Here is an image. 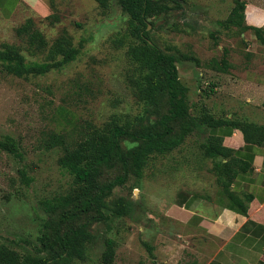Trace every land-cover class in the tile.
Masks as SVG:
<instances>
[{
	"label": "rangeland",
	"instance_id": "obj_1",
	"mask_svg": "<svg viewBox=\"0 0 264 264\" xmlns=\"http://www.w3.org/2000/svg\"><path fill=\"white\" fill-rule=\"evenodd\" d=\"M236 1L167 0V11L147 21L149 39L176 59L191 114L206 108L216 117L236 115L245 70L264 73V45L226 23ZM128 20L120 0H111L107 10L93 0H36L16 20L0 22V50L17 49L27 62L60 60L50 50L60 36L79 49L74 61L44 76L19 78L0 63V140L12 138L21 155L0 149V247L22 260L48 257L41 240L52 232L48 223L58 217H51L44 204L81 194V187L60 169L63 146H50L51 137L60 136L72 148L94 129L113 122L140 129L156 124L167 111L165 98L153 101L143 91L144 73L127 53L139 44ZM23 27L27 31L19 32ZM34 31L41 33L45 46L31 42ZM224 52L228 69L219 71ZM206 136V129L195 131L178 148L153 155L141 176L129 175L104 201L106 219L88 230L85 259L62 264H100L106 238L116 242L113 264H161L155 250L165 240L160 236L167 231L163 217L174 192L185 180L190 189L213 193L212 161L199 149ZM119 173L118 167L105 168L100 180ZM119 199L127 205L124 216L114 214Z\"/></svg>",
	"mask_w": 264,
	"mask_h": 264
},
{
	"label": "trees",
	"instance_id": "obj_2",
	"mask_svg": "<svg viewBox=\"0 0 264 264\" xmlns=\"http://www.w3.org/2000/svg\"><path fill=\"white\" fill-rule=\"evenodd\" d=\"M93 1L99 8L107 10L111 0ZM166 1L120 0L122 11L129 17L128 28L139 40L138 45L128 47L127 53L144 73L141 84L145 95L153 101L159 97L165 98L168 104L166 113L160 116L156 124L140 129H135L129 122L122 125L113 122L102 129H94L72 148L64 146L60 136L51 137L50 146H63L64 153L58 160L60 169L73 178L74 184L81 187V194L75 200L64 198L58 203L47 201L44 204L51 217H58L48 223L52 232L41 240L42 249L48 257L22 260L16 252L0 247V264H62L74 258L84 260L86 244L90 240L88 230L94 223L106 219L102 210L104 201L112 191L122 187L129 175L141 176L153 155L162 156L171 152L195 131L226 126L239 130L246 144L264 145V126L236 119L234 115L231 118L226 115L216 117L206 108L201 109L197 115L190 113L187 88L179 81L175 57L163 53L147 34V21L167 11L168 7L164 4ZM245 7V2L237 0L226 23L235 26L239 34L249 32L264 45V30L245 24ZM21 31L26 32V27ZM29 38L32 43L45 46L41 33L34 31ZM50 50L51 54L59 55L60 60L27 62L17 49L10 48L0 50V63L9 73L19 78L44 76L74 61L79 54V49L71 47L63 36L54 42ZM223 55L220 66H216L219 71L228 69L226 52ZM125 142H129L131 147L125 149ZM0 149L16 158L21 157L16 142L10 137L0 140ZM199 149L204 158L212 161L211 174L216 185L222 188L231 202L230 209L236 211L237 207L238 212L245 214L247 207L236 200L228 188L239 172L249 170L248 165L237 157V151L223 146L222 137L207 134ZM115 167H118L119 175L102 182L103 170ZM22 177L27 183L31 181L24 174ZM245 200L249 202L251 197L245 196ZM126 208L127 205L119 199L114 214L124 216ZM104 246L100 264H113L116 242L106 238Z\"/></svg>",
	"mask_w": 264,
	"mask_h": 264
},
{
	"label": "crops",
	"instance_id": "obj_3",
	"mask_svg": "<svg viewBox=\"0 0 264 264\" xmlns=\"http://www.w3.org/2000/svg\"><path fill=\"white\" fill-rule=\"evenodd\" d=\"M35 1L0 0V22L16 20L22 8L33 9ZM245 4V24L264 30V4ZM245 72L239 84L243 97L234 116L264 126V73L256 74L249 67ZM207 134L222 137L223 146L237 151L248 165L249 170L239 172L228 188L247 211L231 210V202L216 183L212 195H207L202 189L188 188L184 180L163 217L167 231L160 235L165 240L155 253L161 264H264V145L246 144L239 130L226 126ZM245 196L251 200L247 202Z\"/></svg>",
	"mask_w": 264,
	"mask_h": 264
},
{
	"label": "water",
	"instance_id": "obj_4",
	"mask_svg": "<svg viewBox=\"0 0 264 264\" xmlns=\"http://www.w3.org/2000/svg\"><path fill=\"white\" fill-rule=\"evenodd\" d=\"M149 28V27H148Z\"/></svg>",
	"mask_w": 264,
	"mask_h": 264
}]
</instances>
